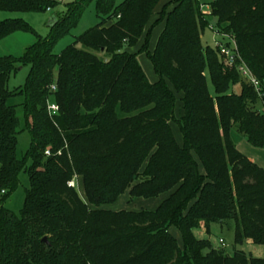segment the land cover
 <instances>
[{
  "label": "trees",
  "instance_id": "16d2710c",
  "mask_svg": "<svg viewBox=\"0 0 264 264\" xmlns=\"http://www.w3.org/2000/svg\"><path fill=\"white\" fill-rule=\"evenodd\" d=\"M159 1H68L43 38L23 18L1 13L48 10L58 1L0 0V41L16 30L38 34L20 58L0 57V264H264V256L241 248L264 247V168L231 135L238 131L264 148V0H175L149 25ZM91 2L101 21L56 53L57 39ZM202 4L210 5L209 15ZM213 18L236 40L260 89L218 47L203 44ZM141 54L158 80L149 78ZM20 64L29 66L26 83L10 89ZM18 96L32 139L22 156L23 127L11 102ZM49 101L59 106L53 115ZM22 172L29 187L16 214L5 201ZM76 176L87 200L68 184ZM127 191L129 201L172 192L155 209L103 208ZM228 222L235 227L232 255L195 234Z\"/></svg>",
  "mask_w": 264,
  "mask_h": 264
},
{
  "label": "rangeland",
  "instance_id": "374dc122",
  "mask_svg": "<svg viewBox=\"0 0 264 264\" xmlns=\"http://www.w3.org/2000/svg\"><path fill=\"white\" fill-rule=\"evenodd\" d=\"M52 2L57 0H51ZM68 1L72 0H66L64 2H57L55 6H52L51 11L45 9V10H24V11H16V12H2L1 16L3 18H23L26 20L40 36L43 38L48 37L51 35V27L50 25V19L54 15H62V11H64L66 8L65 4H67ZM123 0H117V3H121ZM208 1V0H207ZM159 13V12H158ZM158 13H156L155 16L152 17V22L154 23L155 20L158 18ZM155 14V13H154ZM101 21L100 16L97 13L96 6L94 2H91L83 11L81 18L77 22L76 26L70 29L69 32L63 34L61 37H59L55 44V52L60 53L64 51L65 48H67L68 45L74 43L75 39L81 35H83L88 29L91 27L97 25ZM211 23L216 25L215 19H211ZM109 24V23H108ZM150 25V24H149ZM163 27V26H162ZM34 32H28L23 30H16L11 32L8 36H6L4 39L0 41V57L2 56H8L12 55L15 57L20 58L24 52L27 50V48L36 41L37 35ZM216 36L212 28L209 26L205 28L203 34H202V41L205 46H209L213 49H216ZM226 40V39H225ZM227 41V40H226ZM144 42V38L141 39L139 44L136 46V51L140 49ZM154 43L150 45L151 50L154 47ZM145 57V54H143ZM146 58V57H145ZM147 60L151 63V61L147 58ZM149 78L152 80V77L155 75V71L152 72V68H148L144 62L141 60ZM151 66L153 67L152 63ZM29 71V66L20 64L15 72L12 73L10 76L8 86L10 89H14L16 87L24 86L27 80V75ZM156 76V75H155ZM209 88L210 91L213 92V86L211 82H209ZM180 96V95H179ZM177 96V102H176V118H180L183 114L182 110V104L180 101V97ZM23 100L22 96H18L14 98L11 102L17 105V112L18 115L21 118V126L23 127L22 130H20V133L18 134V153L20 156H22V152H25L27 149L31 146V134L29 131V127H27V123L25 119L23 118V107L21 106V102ZM30 122L32 120L30 119ZM172 128L175 131V136L179 138V141L181 143L182 136L180 135L179 131V125L176 121L171 122ZM176 137V138H177ZM47 149L45 150V155ZM46 158V156H45ZM29 174L27 172H22L20 174L21 183L19 188L13 192L9 198L5 201V206L9 208L11 211L15 212L16 214H19L22 207L24 206V199H25V188L29 187ZM75 178V177H74ZM76 189L81 195L82 198L87 200L85 198V192L84 187L82 183V177L76 176ZM172 191L164 193L158 197L153 198H143L139 197L134 199L133 201H129L130 193L127 191L123 195L119 197V199L112 203V204H106L103 206V208H108L112 210H120V209H127V210H144V209H155L157 206L166 198V196L171 195ZM210 231L211 234H207L205 231L201 229H196L195 234L199 238L203 237H210L213 244L217 247V249H223L226 250L228 253L232 255L234 252V245H235V227L234 223L228 222L226 224H220V223H212L210 225ZM171 232L176 236L178 241H180V245L183 246L182 237L179 232V230L176 227L171 228ZM220 239H223L224 245L220 243ZM241 248L248 254L252 255L254 257H262L264 256V247L262 244H244L241 246Z\"/></svg>",
  "mask_w": 264,
  "mask_h": 264
},
{
  "label": "built area",
  "instance_id": "2783aa9c",
  "mask_svg": "<svg viewBox=\"0 0 264 264\" xmlns=\"http://www.w3.org/2000/svg\"><path fill=\"white\" fill-rule=\"evenodd\" d=\"M57 1L58 2H64L66 0H57ZM201 8H202L201 10L204 14L209 15L211 13V7L209 4H202ZM51 9L52 8H48L49 11ZM210 28H212V30L215 33V36L217 37L216 38V45H217L218 49L220 50L221 55L225 58L226 63L230 66H234L236 64L237 70H239L243 79L246 80V82L250 83L252 86H254L257 90L260 89L258 79L253 74V72L249 69L247 63L240 56V54L238 52V47H237L236 40L234 39V37H232L229 34L221 32L215 26V24L210 25ZM51 88L55 89V85H52ZM58 110H59V106L57 105V103L52 102V101L48 102V111H49L50 115L57 113ZM46 153L48 155H50L51 152L48 149L46 151ZM75 178H73L71 181H69L68 184L71 187L77 188L76 187L77 183H76ZM220 243L222 245H224L223 239H220Z\"/></svg>",
  "mask_w": 264,
  "mask_h": 264
},
{
  "label": "crops",
  "instance_id": "0c3cea01",
  "mask_svg": "<svg viewBox=\"0 0 264 264\" xmlns=\"http://www.w3.org/2000/svg\"><path fill=\"white\" fill-rule=\"evenodd\" d=\"M175 0H160L159 3L157 4L156 8H155V12L158 13L162 10V8L166 5H169L168 10H171L174 8V4H172ZM51 11V10H50ZM157 14H154V18H156ZM52 19H50V25L49 27H51V21H53L55 19V15L53 14V16L51 17ZM155 20V19H153ZM150 25L153 23L152 22V18L150 20ZM163 24L160 23L159 26H157L152 33V40H151V44L152 42L155 44L156 39L158 37V35L161 33L162 31V27ZM136 47L130 48L129 50L132 52H136ZM140 59L144 62V64L148 67V68H152V72H154V68L151 66V63L147 60V56L145 54V57L143 54H141ZM156 75V73H155ZM153 76L152 80L156 81L158 80V76ZM180 95V96H179ZM178 96L181 98L182 97V93L178 94ZM174 130V129H173ZM180 131V129H179ZM181 132V131H180ZM175 133V131H174ZM180 135L182 136V132L180 133ZM232 138L234 140V142L236 143L238 149L243 152L245 155H247L249 158H251L253 161H255L257 164H259L260 166H263L264 168V148H260V147H256L253 146L252 144H250V142L247 141V139L243 136V134H240L238 131L232 130L231 132ZM177 137V136H176ZM177 140L179 141V138L177 137ZM180 142V141H179ZM182 143V141H181ZM168 196H166L167 198ZM165 198V199H166ZM159 206V205H158ZM157 206V207H158Z\"/></svg>",
  "mask_w": 264,
  "mask_h": 264
},
{
  "label": "water",
  "instance_id": "95a60500",
  "mask_svg": "<svg viewBox=\"0 0 264 264\" xmlns=\"http://www.w3.org/2000/svg\"><path fill=\"white\" fill-rule=\"evenodd\" d=\"M54 20H56V19H54ZM54 20L51 21V24H53ZM43 240H44V241H47L48 239H47V237L45 236V238H43Z\"/></svg>",
  "mask_w": 264,
  "mask_h": 264
}]
</instances>
